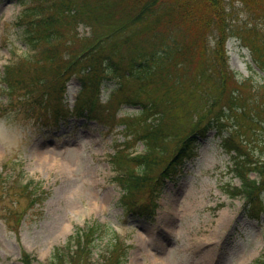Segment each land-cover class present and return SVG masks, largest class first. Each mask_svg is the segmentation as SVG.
Here are the masks:
<instances>
[{"label":"trees","instance_id":"1","mask_svg":"<svg viewBox=\"0 0 264 264\" xmlns=\"http://www.w3.org/2000/svg\"><path fill=\"white\" fill-rule=\"evenodd\" d=\"M9 1L23 6L16 25L28 47V55L6 66L1 77L9 99L27 97L36 106L44 101L59 114L66 82L74 76L80 88L72 111L78 116L113 128L122 107L142 106L133 118L119 119L125 143L110 159L125 192V207L132 205L131 197L148 194L179 163L195 157L198 140L214 130L220 147L233 153L229 172L240 181L225 191L232 198L243 196L257 216L264 195V100L258 94L264 84L253 86L246 80L230 88L233 75L223 48L226 39L239 37L264 72V41L252 29L247 33L253 37L242 33L234 23L237 10L228 4L234 0ZM235 1L250 14L264 13V0ZM79 26L89 33L80 35ZM109 81L115 87L102 106L100 95ZM246 86L251 94L244 91ZM181 120L186 124H179ZM180 139L171 151L166 149L168 141ZM137 143L144 150L133 155L129 150ZM252 173L257 180L250 178ZM20 195L29 206L42 202V197H32L28 185ZM102 228L96 223L78 228L64 247L54 250L48 264H92L93 242L100 233L115 238ZM109 249L94 264L124 263L122 249L114 243ZM261 260L264 251L256 264ZM23 262L31 260L24 256Z\"/></svg>","mask_w":264,"mask_h":264},{"label":"rangeland","instance_id":"2","mask_svg":"<svg viewBox=\"0 0 264 264\" xmlns=\"http://www.w3.org/2000/svg\"><path fill=\"white\" fill-rule=\"evenodd\" d=\"M228 4L237 10L234 23L242 33L252 29L264 41V13L250 14L235 0ZM20 11L14 1L0 2V77L6 64H15L28 50L16 25ZM78 33L87 35L89 30L81 26ZM209 38L212 47L214 38L211 34ZM223 50L227 71L233 75L230 88L246 80L253 86L263 84L255 63L263 70L246 42L231 36ZM4 87L0 82V264H23L22 252L36 257L38 262L31 264L45 262L76 228L88 223L100 224L115 236L101 232L95 239L90 255L96 260L113 243L123 249L124 264H253L262 253L264 195L260 212L252 216L242 198L231 199L224 193L225 185L239 182L229 173V156L214 130L198 145L197 157L179 163L154 194L148 190L149 195L131 197L127 209L108 156L125 140L119 119L133 118L139 106L122 107L111 129L73 113V94L80 88L74 81L67 83L59 114L44 101L36 106L27 97L9 100ZM114 87L110 81L104 83L102 106ZM249 90L244 88L246 93ZM258 94L264 100L262 89ZM247 138L253 142L251 135ZM176 141H168L166 149L171 151ZM135 150H143V145L137 143ZM8 161L20 163L26 178L41 182L42 202L29 206L16 182H7L18 174L14 166L1 167ZM144 203L150 211H142Z\"/></svg>","mask_w":264,"mask_h":264}]
</instances>
